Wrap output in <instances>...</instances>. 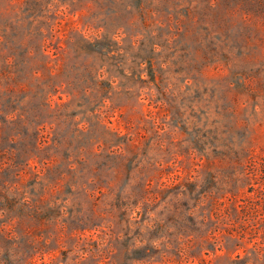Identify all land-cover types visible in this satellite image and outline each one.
<instances>
[{"label":"rangeland","instance_id":"obj_1","mask_svg":"<svg viewBox=\"0 0 264 264\" xmlns=\"http://www.w3.org/2000/svg\"><path fill=\"white\" fill-rule=\"evenodd\" d=\"M0 264H264V0H0Z\"/></svg>","mask_w":264,"mask_h":264}]
</instances>
